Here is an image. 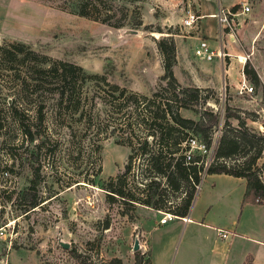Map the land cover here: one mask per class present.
Wrapping results in <instances>:
<instances>
[{
  "label": "rangeland",
  "instance_id": "374dc122",
  "mask_svg": "<svg viewBox=\"0 0 264 264\" xmlns=\"http://www.w3.org/2000/svg\"><path fill=\"white\" fill-rule=\"evenodd\" d=\"M179 2L0 0V45L23 41L37 53L73 62L87 73L104 74L108 82L132 92L148 97L155 92L166 94L157 43L178 31L184 14ZM82 3L89 5L86 10L92 17L72 13ZM243 4L250 10L237 16L233 39L224 38L230 56L214 65L191 53L176 69L179 84L201 88L207 96L203 106L220 115L212 131V145L204 154L205 165L213 161L224 130L225 106L242 115L257 135L264 130V0H244L238 9ZM102 18H107V23ZM129 29L138 33L125 34ZM245 64L259 78L257 89L243 72ZM0 72V264H135L132 247L137 233L144 246L139 250L141 264L149 262V247L158 264L173 263L180 253L176 255L182 222L171 219L163 225L159 219L170 213L168 209H173L183 194L168 190L164 208L158 210L139 200L152 174L146 157L134 153L145 132L122 124L129 121L128 110L123 107L120 111L124 97L103 83H87V98L81 101L79 111L61 110L58 114L55 95L43 87L23 88L13 79L12 71ZM243 82L253 87L251 93L242 90ZM13 100L25 110L26 125L37 131L34 141L24 135L18 117L10 112L8 103ZM41 104L42 124L36 120V107ZM171 105L174 110V102ZM180 114L195 118L191 110L181 109ZM229 122L238 126L234 118ZM126 135L131 136V142L126 141ZM241 159L235 156L227 162ZM128 163L121 186L133 198L123 201L109 195L107 187L124 173ZM263 164L264 150L257 161L264 181ZM241 186L238 180L223 175H207L197 188L195 209L202 211L211 202V214L220 221L218 225L231 231L228 227L241 213ZM28 194L36 195L33 208L27 204ZM253 207L262 217V208ZM234 231L238 234L227 241L241 243L237 238L242 232ZM59 239L69 247H62Z\"/></svg>",
  "mask_w": 264,
  "mask_h": 264
},
{
  "label": "trees",
  "instance_id": "16d2710c",
  "mask_svg": "<svg viewBox=\"0 0 264 264\" xmlns=\"http://www.w3.org/2000/svg\"><path fill=\"white\" fill-rule=\"evenodd\" d=\"M88 7L87 3H82L79 9L72 13L92 17L86 10ZM238 8L239 5L236 4L230 10L235 11ZM101 20L103 23H107V18ZM157 46L162 57L163 74L160 78L165 82L164 89L168 91L161 95L155 92L152 97L110 83L104 74L87 73L81 66L73 62L52 59L46 54L37 53L30 44L23 41L0 45V71H12L13 79L17 80L23 88L43 87L44 91L55 95L58 114L61 110L68 113L79 111L81 101L87 98V93L84 90L87 83H103L119 92V97H124L122 105H120L121 109H119L122 111L125 107L128 110L126 117H129V121L122 124H126V127L128 126L130 129L135 126L141 132H145L143 141L134 151L135 154L139 153L146 157L148 168L152 174L144 184L143 198L139 199L143 204L157 210L163 209L167 191L171 190L173 193L183 194V196L180 197V201L174 205L173 209H168V212L177 217H185L190 211L197 186L200 185L203 178L210 174H225L245 179L242 203L264 205V181L260 177L262 168L257 166V161L264 150V130L261 135H257L247 126L246 119L242 115L233 111L230 106H225V126L215 146L213 161L205 165L204 155L198 153H194L187 160L188 138H196L209 149L212 145V131L218 125L220 115L211 108L203 106L207 96L203 95L201 88L183 87L174 76L176 44L173 34L162 37L158 40ZM243 72L257 89L260 82L256 72L249 69L247 64H245ZM108 93L109 96L113 95L112 92ZM172 102L175 104L174 110H172ZM8 105L10 112L18 117L24 135L34 141L37 131H31L29 125L24 122L25 119L28 120L25 110L18 108L14 100L12 103L10 101ZM110 105L114 104L110 103ZM262 106L264 108V91ZM36 108V120L42 124L44 106L41 104ZM181 109L193 111L195 118L182 116ZM130 118L134 120H130ZM230 118L237 120V127L230 124ZM126 141L131 142L130 135H126ZM235 156L242 158L241 161L227 162V159ZM129 157L131 159L133 155L130 154ZM129 168L130 163L126 165L124 173L118 174L113 181L111 180L112 182L107 187L112 193L109 195H117L123 201H128V197L133 198V195H130L121 186V178H124ZM27 204L31 208L37 205L35 194H28ZM135 256V264H141L139 250L135 252ZM247 264L252 263L248 260Z\"/></svg>",
  "mask_w": 264,
  "mask_h": 264
},
{
  "label": "crops",
  "instance_id": "0c3cea01",
  "mask_svg": "<svg viewBox=\"0 0 264 264\" xmlns=\"http://www.w3.org/2000/svg\"><path fill=\"white\" fill-rule=\"evenodd\" d=\"M178 1H180L178 5H182L184 10L182 17L185 16L187 10H193L200 15V18L196 26L185 28L181 26V18L178 22V31L176 30V32L173 33L176 44V62L173 66L175 77L176 69L181 63V59L184 56L186 59L191 53L194 54L193 51L198 44L199 38L206 39L210 47L214 50L221 48L223 51H226V49H228V47H226V42L224 41V38H227L228 35L225 34L224 31H221L222 28L214 14L221 9L230 10L232 6L236 4L239 5L244 0ZM182 32H186V35ZM226 52L229 53L228 50ZM204 61H206V63H213L214 65L223 62L219 57H213L211 60ZM205 77L206 76H204V78ZM194 83L200 87L206 86L203 84L204 82ZM219 175L226 176L229 179L238 180L242 183L238 194V200L241 202V213L237 219L232 220L230 227H228L230 228L229 230H231L230 232H232L233 237L238 234L235 233V231L233 233V229H238L242 232L240 238H237L241 239V243H237V240L235 239L227 241L228 238L223 239L218 235V229H226L220 227L218 225V222L220 221L211 214V202L208 201L209 203H206L202 211L196 210L194 202L196 198L195 196L187 215L190 220L184 221L177 216L171 218L182 222L183 235L176 255L179 251L180 253L177 257L175 256L176 260L170 264H247L248 260L252 264H264V205L250 202L242 203L245 190V179L225 174ZM206 177L207 175L202 181H204ZM253 206H259L262 208L261 216L263 217V220L262 217L258 216V212L255 211V209L258 208ZM165 223H163V225ZM144 233L146 232L144 231ZM148 251V264H158V259H155L153 256V249L149 247Z\"/></svg>",
  "mask_w": 264,
  "mask_h": 264
},
{
  "label": "built area",
  "instance_id": "2783aa9c",
  "mask_svg": "<svg viewBox=\"0 0 264 264\" xmlns=\"http://www.w3.org/2000/svg\"><path fill=\"white\" fill-rule=\"evenodd\" d=\"M250 10V7L247 4H243L241 9H237L235 11L229 10V9H221L217 13L214 14L215 17H217L219 24L222 28V32L224 30H227L225 34H227L231 39H233V35L236 33V23L235 20L237 16L241 13H246ZM200 18V15L197 14L193 10H187L184 17L181 19V26L183 28L185 27H194L196 26L198 20ZM194 55L200 59L203 60H211L213 57H219L220 59L224 60L225 56H230L229 53L226 51H223L221 48L219 49H212L210 45L208 44L207 40L204 38H199L197 46L194 48ZM242 90L245 93H251L253 90V87L249 85L248 83L243 82L242 84ZM188 146L189 149L186 151V159L189 160L190 156L194 153L202 154L204 155L207 153L208 149L206 146L198 141L196 138L190 137L188 138ZM199 189V186L197 187ZM170 214V213H169ZM171 216L166 217L162 216L159 220L160 223H165L168 220H170L174 215L170 214ZM184 221L190 220L187 216L180 217ZM218 235L226 239L229 236L232 235V232L227 230L218 229ZM144 247L141 245V249Z\"/></svg>",
  "mask_w": 264,
  "mask_h": 264
},
{
  "label": "water",
  "instance_id": "95a60500",
  "mask_svg": "<svg viewBox=\"0 0 264 264\" xmlns=\"http://www.w3.org/2000/svg\"><path fill=\"white\" fill-rule=\"evenodd\" d=\"M124 33L125 34H128V33L129 34H136V33H138V31L129 29V30H126ZM59 243L64 248H68L69 247V243L65 242V241H63L61 239H59ZM140 248H141V244H140V240H139V233H137V234H135L132 250H133V252H136V251L140 250Z\"/></svg>",
  "mask_w": 264,
  "mask_h": 264
},
{
  "label": "bare ground",
  "instance_id": "6f19581e",
  "mask_svg": "<svg viewBox=\"0 0 264 264\" xmlns=\"http://www.w3.org/2000/svg\"><path fill=\"white\" fill-rule=\"evenodd\" d=\"M163 216L169 217L171 215L170 214L163 213Z\"/></svg>",
  "mask_w": 264,
  "mask_h": 264
}]
</instances>
